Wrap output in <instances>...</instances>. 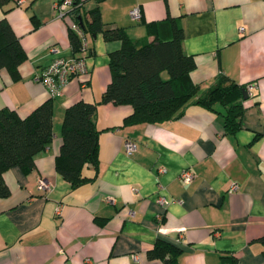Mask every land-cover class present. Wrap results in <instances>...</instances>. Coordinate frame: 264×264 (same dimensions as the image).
Returning a JSON list of instances; mask_svg holds the SVG:
<instances>
[{
  "label": "crops",
  "instance_id": "obj_1",
  "mask_svg": "<svg viewBox=\"0 0 264 264\" xmlns=\"http://www.w3.org/2000/svg\"><path fill=\"white\" fill-rule=\"evenodd\" d=\"M56 1L0 4V19H8L26 52L18 79L0 69V109L31 112L49 97L36 76L55 58L73 56L72 20L55 14ZM80 1L84 19L98 6L103 24L140 42L169 37L168 18H177L201 92L226 78L253 84L252 93L242 97L240 126L231 132L223 106L197 103L158 123L124 124L130 105L99 102L111 78L108 54L120 41L87 33L88 72L52 97L51 141L31 171L13 166L2 174L9 194L0 196V264H164L148 255L157 239L179 245L178 264H264V0ZM132 8L140 19H132ZM79 99L97 102L98 168L91 181L71 187L55 157L64 110ZM128 138L136 143L130 155ZM185 169L193 172L189 182L180 177ZM232 183L238 189L229 192Z\"/></svg>",
  "mask_w": 264,
  "mask_h": 264
},
{
  "label": "trees",
  "instance_id": "obj_2",
  "mask_svg": "<svg viewBox=\"0 0 264 264\" xmlns=\"http://www.w3.org/2000/svg\"><path fill=\"white\" fill-rule=\"evenodd\" d=\"M5 1L0 0V4ZM81 5L80 0H73L66 14L84 35L101 33L105 40L120 41V47L108 54L111 78L99 102L130 105L132 111L124 118V124L158 123L178 117L188 104L197 103L212 110L215 105L223 106L225 130L231 132L239 128L245 85L223 78L202 93L190 76L195 61L184 50V31L177 18H168L169 37L156 34L140 42L129 37L121 27L103 24L98 6L89 11V19H84ZM155 24L147 25L153 30ZM69 38L73 56H85L86 49L81 51V38L70 26ZM25 58V49L10 22L1 18L0 69H6L12 80L18 79V66ZM96 106L97 102L79 99L64 110L55 169L71 187L91 181L96 175L100 133L95 120ZM52 116L50 96L25 116L14 109H0V196L9 194L2 176L5 170L18 166L28 173L35 167V155L52 139ZM88 167L92 175L84 172ZM180 254L179 245L164 239H157L148 251L149 257L161 258L164 264H178ZM224 260L228 264L236 263L233 258Z\"/></svg>",
  "mask_w": 264,
  "mask_h": 264
},
{
  "label": "built area",
  "instance_id": "obj_3",
  "mask_svg": "<svg viewBox=\"0 0 264 264\" xmlns=\"http://www.w3.org/2000/svg\"><path fill=\"white\" fill-rule=\"evenodd\" d=\"M72 4L73 0L56 1L53 5L55 14L59 17H64L69 6ZM129 13L132 19L138 20L141 17L139 8H132ZM70 27L73 31H76L81 38V51L85 50L87 47V41L80 27L75 22H71ZM242 29L243 27H240V30ZM50 51L57 52L58 49L55 45H52L50 46ZM87 70L85 56H71L69 58L57 57L50 64H48L38 76H36V79L44 86L48 95L50 97H54L61 94L63 87L72 77L83 76L88 72ZM81 84H85V82L82 81ZM245 87L247 93L250 95L252 93L251 89L253 88V84H247ZM124 147L126 154L130 155L136 150V143L134 140L128 138L124 141ZM163 170L164 168H159V171ZM180 177L185 182H189L193 177V172L190 169H185L181 172ZM39 187L42 189H48V181L40 178ZM237 189L238 185L236 183H232L228 191L234 192ZM158 200L163 203H168L163 196H158ZM109 201L112 202L113 198H109Z\"/></svg>",
  "mask_w": 264,
  "mask_h": 264
},
{
  "label": "water",
  "instance_id": "obj_4",
  "mask_svg": "<svg viewBox=\"0 0 264 264\" xmlns=\"http://www.w3.org/2000/svg\"><path fill=\"white\" fill-rule=\"evenodd\" d=\"M79 22H81V21H79ZM248 96V94H247V90H246V87H244L243 89H242V97L243 98H246Z\"/></svg>",
  "mask_w": 264,
  "mask_h": 264
},
{
  "label": "rangeland",
  "instance_id": "obj_5",
  "mask_svg": "<svg viewBox=\"0 0 264 264\" xmlns=\"http://www.w3.org/2000/svg\"><path fill=\"white\" fill-rule=\"evenodd\" d=\"M164 77H166V74H164Z\"/></svg>",
  "mask_w": 264,
  "mask_h": 264
}]
</instances>
